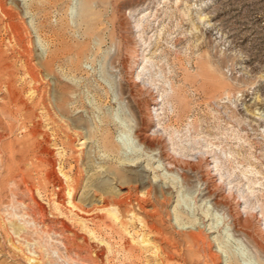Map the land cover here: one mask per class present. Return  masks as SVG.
Masks as SVG:
<instances>
[{
	"label": "rangeland",
	"instance_id": "1",
	"mask_svg": "<svg viewBox=\"0 0 264 264\" xmlns=\"http://www.w3.org/2000/svg\"><path fill=\"white\" fill-rule=\"evenodd\" d=\"M0 264H264V0H0Z\"/></svg>",
	"mask_w": 264,
	"mask_h": 264
},
{
	"label": "bare ground",
	"instance_id": "2",
	"mask_svg": "<svg viewBox=\"0 0 264 264\" xmlns=\"http://www.w3.org/2000/svg\"><path fill=\"white\" fill-rule=\"evenodd\" d=\"M139 135V134H138ZM139 137H141V140H142V142L145 144V141L147 140V136L143 133L142 135H140ZM136 154V153H135ZM69 205H70V207L71 208H73V209H75V206H73L72 204H71V202H69ZM196 236H198V235H196ZM196 236H193V235H189V236H187V242L189 243V244H191V245H195L196 244V242H197V237ZM199 237V236H198ZM144 243V242H143Z\"/></svg>",
	"mask_w": 264,
	"mask_h": 264
}]
</instances>
